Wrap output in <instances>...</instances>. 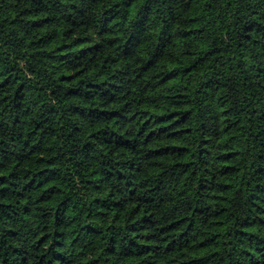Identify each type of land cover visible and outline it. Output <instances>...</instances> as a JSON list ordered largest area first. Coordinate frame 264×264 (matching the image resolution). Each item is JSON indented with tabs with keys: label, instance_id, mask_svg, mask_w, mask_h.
I'll list each match as a JSON object with an SVG mask.
<instances>
[{
	"label": "trees",
	"instance_id": "trees-1",
	"mask_svg": "<svg viewBox=\"0 0 264 264\" xmlns=\"http://www.w3.org/2000/svg\"><path fill=\"white\" fill-rule=\"evenodd\" d=\"M0 264H264V0H0Z\"/></svg>",
	"mask_w": 264,
	"mask_h": 264
}]
</instances>
